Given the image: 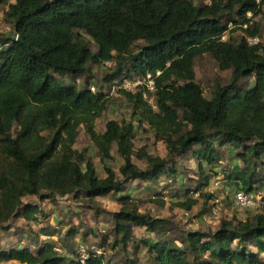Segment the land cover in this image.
Segmentation results:
<instances>
[{"label": "trees", "instance_id": "16d2710c", "mask_svg": "<svg viewBox=\"0 0 264 264\" xmlns=\"http://www.w3.org/2000/svg\"><path fill=\"white\" fill-rule=\"evenodd\" d=\"M263 4L264 0H210L208 4L0 0L2 17L12 28L9 35L0 32V234L8 232L17 218L32 221L39 231L36 236L27 231L30 243L24 245L5 248L6 242L0 240V263L119 264L104 252L90 254L80 263L76 249L84 243L73 248L68 240L84 232L72 223H66L64 230L56 224L57 231L43 226L46 215L39 204L57 197L89 203L114 194L118 209L109 213L112 222L103 243L111 235L107 246L125 253L123 264H137L127 254L130 243L137 246L135 229L158 237L169 230V221L140 211L137 201L125 193L128 184L161 178L177 181L179 161L187 154L198 165V180L186 188L183 200L170 206L191 210L198 203L192 194L208 197L206 189L211 177L218 178L216 173L237 189L259 191L264 185V37L257 18ZM245 21L249 25L243 29L239 25ZM228 23L233 28L222 40ZM235 31L242 35L234 37ZM85 35L96 50L88 46ZM254 36L259 42L249 44L246 37ZM203 55H209L219 70L230 71L226 83L214 81L209 98L195 74V61ZM105 61L114 64L101 78L102 85L146 73L154 77V89L146 97V89L140 87L118 93L130 106V118H137L155 141L164 144V156L148 154L145 145L135 148L132 119H110L103 131L95 129L109 97L100 89L90 91V67ZM57 75L71 82L59 84ZM81 77L77 86L74 81ZM247 79H253L251 85L242 86L240 81ZM79 126L100 161L111 160L115 148L122 159L118 172L104 164L105 176L100 177L87 149L74 148ZM227 145L238 149L242 166L217 172L216 165L227 158ZM134 157L145 165H137ZM28 196L38 203L24 201ZM149 201L166 204L163 197ZM15 228L16 235L24 230ZM157 237L140 239L151 264H264L261 214L222 220L213 231L188 230L180 236V246L174 239Z\"/></svg>", "mask_w": 264, "mask_h": 264}, {"label": "rangeland", "instance_id": "374dc122", "mask_svg": "<svg viewBox=\"0 0 264 264\" xmlns=\"http://www.w3.org/2000/svg\"><path fill=\"white\" fill-rule=\"evenodd\" d=\"M196 3L208 4L210 0H194ZM259 26L261 28V37H264V4L262 6V13L257 18ZM0 32L9 35L12 32V28L7 24L2 17V9H0ZM242 35L241 31H235L233 36L239 38ZM88 46L91 50H96V46L89 39L88 36H84ZM90 73L92 74V85L95 87V91L100 89L105 93L110 92V83H104L102 85L101 78L104 73L109 71V68H103L102 65H91ZM195 74L196 81L204 89V95L209 98L211 96V89L214 81L218 80L221 83H226L230 76V71H221L218 68L216 62L209 56L203 55L198 57L195 61ZM59 84H69L70 78L67 76H56ZM82 77L79 81L74 83L77 86L82 84ZM253 79L241 80L242 86L251 85ZM101 85V86H100ZM109 103L107 109L103 112L102 116L95 120V129L97 131H103L104 124L110 119L121 121H128L130 118V106L119 93L110 94ZM132 122L136 127V135L134 138L135 148L146 146L148 154L164 156L166 151L164 144L155 141L153 134L149 131L146 125H139L138 119L133 118ZM74 148L80 150L82 148L87 149V157L92 161L97 175L100 177L105 176L103 165H107L110 168L118 172V166L121 164L122 159L116 152L115 148L112 149V159L105 162L100 161L99 156L92 147L89 136L85 133L83 126L78 128V136L74 144ZM238 149L227 145L224 150L225 156L222 162L216 165V170L227 168H238L242 166V162L237 158L236 153ZM262 164L264 168V155L261 156ZM134 162L139 166H144L145 163L137 158H133ZM179 173L176 177L177 181L169 182L167 179H159L158 181H147L145 183L133 182L128 184L129 187L125 193L130 195L132 200L137 201L139 210L146 212L152 216L159 218H166L169 222V230H165L166 234L156 236L158 239H174L180 246V236L188 230H200V231H213L221 223L222 220H241L244 218H250L252 215L261 214L264 215V206H259L254 209H241L238 208L233 201V193L238 188L236 184H227L222 179V174L216 173L218 178L211 177L210 185L206 191L210 194L208 197L201 196L199 193H193L192 196L196 197L197 204L194 205L191 210L185 211L176 206H170L175 200H183L185 198V190L188 186L194 187V184L198 180V165L190 154L185 155L179 161ZM215 168V167H214ZM261 166L257 167L259 170ZM206 172L208 171L205 165ZM219 181V185H215L214 182ZM205 191V192H206ZM259 191L264 193V185L259 188ZM166 202L165 205H161L157 202L149 201L150 198H160ZM24 201H32L38 203V199L34 196H28L24 198ZM118 201L116 195L110 194L96 198L93 202L86 203L79 198L72 197H57L55 201L44 200L40 202V206L43 214L46 215L43 219V226H49L52 230H58L57 225H63V230L67 227L66 223H72L74 226H78L85 235H77L74 238L68 240L71 246H76L78 243H84L87 245H95L104 252L107 258L112 257L119 264H123L125 259V253L121 252L118 248L112 250L108 244L113 240L111 235H108V241L103 243L104 235L108 234V230L111 226V217L109 213L118 209ZM38 225L32 221H27L22 218H17L14 221V226L5 234H0V240L6 242V247L9 245H24L30 243L29 234L30 230L32 235L38 233ZM15 227L24 228L23 231L14 234ZM22 230V229H21ZM46 238V236H40V239ZM155 234L145 231L143 229H135L134 239L137 241V246L133 247L129 244L128 255L132 256L137 264H151L148 258V254L142 242L141 238L155 239ZM60 238L59 233L55 239ZM17 240H19L17 242ZM22 242V243H21ZM3 244V243H2ZM0 264H18L16 261L3 262Z\"/></svg>", "mask_w": 264, "mask_h": 264}, {"label": "built area", "instance_id": "2783aa9c", "mask_svg": "<svg viewBox=\"0 0 264 264\" xmlns=\"http://www.w3.org/2000/svg\"><path fill=\"white\" fill-rule=\"evenodd\" d=\"M247 19L251 17V13L247 12L246 14ZM249 22L245 21L240 23L239 26H241L243 29L248 28ZM233 28L232 23H228L227 25V30L225 33L221 35V39L225 40L228 37V31ZM259 37L254 36V37H246V40L249 44H256L259 42ZM114 62L113 61H105L102 64L103 68H111L113 66ZM159 74V72H157ZM78 82L79 79H76ZM137 87L140 88H145L146 91H144L143 96H147V92H151L154 89V77L152 76L151 73H146L145 75L142 76H135L133 78H117L114 79L111 84H110V94H115L118 93L119 91H134ZM90 91H95L94 85L89 86ZM151 102V100H150ZM215 185H219V181L214 182ZM233 201L234 204L241 209H254L259 206H264V196L263 193L259 191H250L246 192L241 189H237L234 191L233 195ZM57 251H60L59 248H56ZM77 256L78 260L80 263H84L87 258L89 257L90 254H96L100 255L103 253L101 248L95 246V245H84V244H79L77 246Z\"/></svg>", "mask_w": 264, "mask_h": 264}, {"label": "water", "instance_id": "95a60500", "mask_svg": "<svg viewBox=\"0 0 264 264\" xmlns=\"http://www.w3.org/2000/svg\"><path fill=\"white\" fill-rule=\"evenodd\" d=\"M17 41H19L20 43H22L23 45H25L27 47V45L24 43L23 39L20 37L16 38Z\"/></svg>", "mask_w": 264, "mask_h": 264}, {"label": "crops", "instance_id": "0c3cea01", "mask_svg": "<svg viewBox=\"0 0 264 264\" xmlns=\"http://www.w3.org/2000/svg\"><path fill=\"white\" fill-rule=\"evenodd\" d=\"M147 182V181H146ZM143 183H145V182H143Z\"/></svg>", "mask_w": 264, "mask_h": 264}]
</instances>
